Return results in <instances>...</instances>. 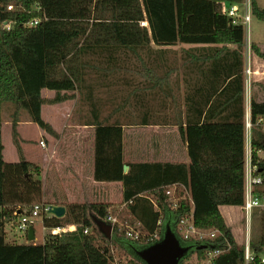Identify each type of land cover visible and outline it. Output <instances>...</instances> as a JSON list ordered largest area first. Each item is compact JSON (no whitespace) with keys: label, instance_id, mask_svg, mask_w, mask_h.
Instances as JSON below:
<instances>
[{"label":"trees","instance_id":"1","mask_svg":"<svg viewBox=\"0 0 264 264\" xmlns=\"http://www.w3.org/2000/svg\"><path fill=\"white\" fill-rule=\"evenodd\" d=\"M251 11L264 22V9L257 0H251ZM34 20L39 23L28 26ZM144 22L148 26H143ZM176 26V0H0V264H111V245L125 250L130 243L148 247L158 242L167 209L173 212L176 223L192 214L196 227L219 232L210 243H194L196 254L203 257L205 245L223 250L216 264H244L245 248L236 243L220 211L222 206L241 207L244 203L246 78L243 37L236 35L243 26L233 25L218 8L213 16L218 46L181 53L180 59L189 62L183 67L184 76L190 74L195 79L193 101L198 114H194L193 121L196 135L201 138L193 143L197 147L190 150L189 166L131 163L125 173L123 126L140 125L141 118L139 122L123 123L119 118L111 122L114 116L102 119L96 107L98 80L117 75L124 68L140 78L132 91V96L141 100L140 107L148 96L153 98L155 87L160 89V107H166L171 96L168 78L172 68L159 62L171 60L170 52L154 50L151 44L162 48L174 45L160 42L156 30ZM232 44L235 49L228 47ZM252 50L264 58L257 45L253 44ZM123 56L126 60L134 56L135 61L123 67ZM44 89L55 91V97L45 100ZM139 90L141 95H137ZM74 92H85L92 118L85 125L96 127L95 180L123 183V203L139 224L142 236L139 241H129L125 230L114 228L109 240L93 218L106 221L111 205L72 204L65 207L64 218L44 216L43 226L76 225L78 232L47 234L43 244L9 243L5 226L13 219L14 209L10 208L43 204V183L41 168L24 157L17 115L12 135L20 160L5 161L3 104L12 103L17 110L27 111L33 123L57 136L43 120L42 106L75 99V94H68ZM250 105L252 165L264 176V131L258 122L264 118V100L253 96ZM177 184L183 185L189 196L171 208L166 191ZM252 218L260 225L259 234L250 240L256 255L254 264H258L264 250V209L255 210ZM86 229L90 234H84Z\"/></svg>","mask_w":264,"mask_h":264},{"label":"crops","instance_id":"2","mask_svg":"<svg viewBox=\"0 0 264 264\" xmlns=\"http://www.w3.org/2000/svg\"><path fill=\"white\" fill-rule=\"evenodd\" d=\"M221 1L224 0H176L177 26L156 30V36L160 42L175 43L163 48L153 42L151 44L154 50L167 49L178 57V59L159 62L164 67L172 68L171 76L168 78L170 81L168 92L171 93V96L168 98L163 112L160 107L159 88H152L153 98L148 96L142 102L141 124L137 126L142 128L144 139H141L139 146H133V142H130L127 135V130L135 126H123V161L125 165L171 163L189 166L192 163L190 150L192 147H197L193 143L201 139L196 135L198 130L194 128L193 121L194 114H198L193 101L196 91L192 82L195 79L190 74L184 76L183 67L189 62L181 60L180 56L184 50L218 46L215 40L213 16L216 9L220 10L219 3ZM226 2L228 5H237L239 8L243 4L239 0ZM142 25L148 26V23L144 22ZM228 47L235 49L236 45L232 44ZM143 91L145 93V90ZM45 93L56 95L55 91L44 89L42 90L44 99H46ZM68 94L70 95V93ZM68 101L70 100L51 104V106L63 111L62 107ZM45 107L46 104L41 109L42 118L52 127L57 136L40 128V147L34 151L33 156H28L23 142L20 144L25 159L41 168L44 205L66 207L72 204H107L112 206L110 212L115 207L125 206L122 182H98L95 180L96 127L85 125V122L74 121L71 118L54 124L50 119L44 118ZM205 114L201 123L205 120ZM21 126L22 124L19 122L17 130L21 140L25 141L22 137ZM41 141L45 143V147L41 146ZM9 159H12L8 161L9 163L18 162L20 160L18 152L17 160ZM5 161L7 160L5 159ZM103 186L107 187L105 191L102 189ZM115 190L119 195V200L111 198ZM224 208L227 213L236 208L241 210V207L222 206L220 211L224 218ZM35 239H37L36 235Z\"/></svg>","mask_w":264,"mask_h":264},{"label":"rangeland","instance_id":"3","mask_svg":"<svg viewBox=\"0 0 264 264\" xmlns=\"http://www.w3.org/2000/svg\"><path fill=\"white\" fill-rule=\"evenodd\" d=\"M244 2L251 0H239ZM241 2V3H242ZM258 4L261 8L264 9V0H258ZM241 12H244V7L241 5ZM253 17V15H252ZM12 26V24H11ZM237 37H243L241 41L244 44V58H245V91H246V102H245V110H246V118L248 109L251 110V98L256 96L259 100H264V58L256 55V53L252 50V45L255 44L259 48V51L264 54V22L259 21L257 18L253 17L250 23L249 31H247V27L243 30H240L236 33ZM169 56L171 59H178L177 55L171 51H169ZM121 66H125L128 62L135 61L134 56H130L126 60V57H122ZM126 60V61H125ZM123 66V67H124ZM130 66V64H129ZM131 71H128L127 68L125 70H121L117 75H110L108 78H100L98 80V84L96 86V107L98 108L102 119L108 118L111 114L114 116L113 119L109 121L113 122L116 118H119L123 123H128L132 121L139 122L141 115V107H140V99L136 96H132V91L136 83L140 82L139 77H133L130 75ZM72 94V93H70ZM75 99H72L64 104L62 110H59L57 107H52L51 104L46 103V107L44 109V118L46 120L52 121L54 124L62 123L66 118H71L74 121L86 122L90 117V105L84 100V94L74 92ZM137 94V93H136ZM141 95L140 90L137 95ZM47 100H52L55 97V94H44ZM52 98V99H50ZM45 99V100H46ZM164 111V108L161 110ZM130 112L133 113V116H130ZM17 113V114H16ZM15 115H17V120L22 124L21 133L23 139L22 141L19 137V142L24 143L26 153L28 156L32 155L34 151L39 146L40 140V127L31 121V117L29 113L25 110H17L16 106L12 103H4L2 107V139L4 144V155L5 159L11 161L9 158L16 159L17 150L16 146L13 143V121L15 119ZM142 128L140 126H135L134 128H129L127 130V135L130 142H133V146L138 145L141 139H144L142 136ZM138 143V144H137ZM247 147V144H246ZM17 160V159H16ZM102 189H107L106 186H103ZM172 195L169 196V206L172 203H176L181 197H183V193L181 190L175 191L173 188ZM112 200H119V195L116 190L114 191ZM44 205V202H42ZM13 210V207L10 208ZM112 216L117 217L118 221L124 227L123 230H135L140 231L139 224H136L134 219L130 216L128 209L123 207H115L110 212ZM226 219L227 225L230 227L235 241L238 245L244 246L246 242L251 240V238L255 235H258L260 232V225L257 220H253L250 227L248 228L246 225L245 217L243 215L242 210L239 208L233 209L226 212L224 208L223 211ZM13 217V216H12ZM14 218V217H13ZM170 226L173 233L177 237L178 241L183 247H191L187 255L185 256V261L182 264H205V255L201 257L200 255L195 253V245L191 242L186 241L183 238V235L179 231L176 225V219L172 211L167 209L166 218L162 223V230L165 232L166 228ZM35 235L37 239L34 241H29V239H25V237L21 234L15 235L14 229L12 230L11 226L5 227L6 240L9 243L15 244H43L45 242V238L47 237V232L44 229L42 220L40 219L35 224L32 225ZM93 232V231H92ZM145 248V245L139 244H128L125 245V250L120 248L118 245H111L110 250L112 254L111 264H144L140 260H138L135 255L132 253L131 248L129 246ZM259 257L264 258V250L260 253ZM133 259L137 260L136 262H131Z\"/></svg>","mask_w":264,"mask_h":264},{"label":"built area","instance_id":"4","mask_svg":"<svg viewBox=\"0 0 264 264\" xmlns=\"http://www.w3.org/2000/svg\"><path fill=\"white\" fill-rule=\"evenodd\" d=\"M221 6L220 12L229 17L232 20V24L235 26L241 25L247 27L249 31L252 11L251 3L249 1L244 2L242 5L244 7V12H241V9L237 5H228L226 1H221L219 3ZM8 10H12V6L8 7ZM39 23V20H34L28 24V26L33 27ZM9 28V27H8ZM259 124L262 125L264 131V118L259 119ZM246 142H245V166H244V189L243 197L244 203L241 206V210L245 217L246 225L249 228L252 222L253 212L257 209H264V176L258 172V169L252 165L251 157V110L248 109L246 123ZM41 146L45 147V143L41 141ZM247 144V147H246ZM175 191L181 190V193L184 192L183 197H181L176 203H172L171 208L178 206V203L182 199H186L189 196L187 189L180 184L171 186L167 188L166 195L169 197L172 195V189ZM170 207V206H169ZM14 209L13 219L6 224V226H11L12 230L14 229L15 235L21 234L28 239L29 231L33 224H35L40 219L44 220V216L52 217L53 215L48 213V207L43 204H33L29 207H17ZM107 224L112 226V229L117 228L119 231H123L124 227L118 221L117 217L109 214L106 221ZM177 227L183 238L191 243H210V241L216 239L219 235L217 230H202L196 227L193 222V215H186L177 220ZM5 226V227H6ZM71 226L73 229L71 230ZM47 234L52 235H63L68 233L78 232V227L76 225H68L65 227H56V228H45ZM84 234H90V229L84 230ZM142 233L135 230L126 229V238L129 241H139ZM244 264H254L256 255L250 248V241L248 240L244 245ZM205 255V264H216L215 260L223 253V250L219 248L211 249L207 248ZM186 259V258H185ZM185 259L183 261H185ZM182 261V262H183ZM182 262L180 264H182ZM264 264V258L259 257V263Z\"/></svg>","mask_w":264,"mask_h":264},{"label":"water","instance_id":"5","mask_svg":"<svg viewBox=\"0 0 264 264\" xmlns=\"http://www.w3.org/2000/svg\"><path fill=\"white\" fill-rule=\"evenodd\" d=\"M128 170V165H124V171L127 172ZM48 208V213L56 218H64L66 215L65 207L50 205ZM93 220L104 237L111 240L113 237L112 226L97 218H93ZM34 240L35 232L31 228L29 241ZM203 247L207 249V246L204 245ZM190 248L183 247L170 226H168L158 242L145 248L131 247V251L144 264H180L185 259Z\"/></svg>","mask_w":264,"mask_h":264},{"label":"flooded vegetation","instance_id":"6","mask_svg":"<svg viewBox=\"0 0 264 264\" xmlns=\"http://www.w3.org/2000/svg\"><path fill=\"white\" fill-rule=\"evenodd\" d=\"M194 244V243H193Z\"/></svg>","mask_w":264,"mask_h":264}]
</instances>
